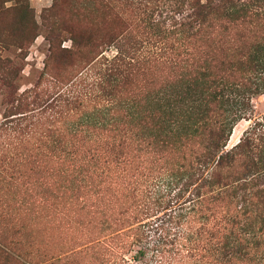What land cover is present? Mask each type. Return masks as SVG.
<instances>
[{
    "label": "rangeland",
    "instance_id": "obj_1",
    "mask_svg": "<svg viewBox=\"0 0 264 264\" xmlns=\"http://www.w3.org/2000/svg\"><path fill=\"white\" fill-rule=\"evenodd\" d=\"M177 2L0 0V264H118L119 246L127 264H156L155 251L143 248L147 243L131 241L141 218L129 197L118 195L134 174L138 195L162 190L160 180L180 159H158L153 130L128 139L129 130L120 149L139 154L135 165L144 160L140 177L135 165L123 172L120 149L104 158L98 140L111 129L112 100L123 105L140 97L142 107V98L177 89V70L163 69L173 62L166 59L170 50L131 43L141 28L163 22L167 29L185 15L186 8L173 11ZM124 49L122 59L135 54L133 70L139 67L144 76L122 74L111 91V61ZM156 52L163 59L147 72L137 60ZM246 96L225 150L264 117V93ZM68 151H74L71 162ZM139 248L145 256L138 260Z\"/></svg>",
    "mask_w": 264,
    "mask_h": 264
},
{
    "label": "trees",
    "instance_id": "obj_2",
    "mask_svg": "<svg viewBox=\"0 0 264 264\" xmlns=\"http://www.w3.org/2000/svg\"><path fill=\"white\" fill-rule=\"evenodd\" d=\"M174 8L179 15L187 12L170 28L163 29V22L141 28L131 43L170 50L173 56L166 59L173 62L163 69L177 70V89L161 98H142V107L140 97L123 105L112 100L111 129L98 140L108 159L127 141L129 130L128 139L153 130L158 159H180L178 169L160 180L162 190L146 188L138 195L135 174L120 190L118 196H128L131 203H126L141 218L131 241L147 243L143 248L155 251L156 264H264V117L225 150L236 118L248 105L246 95L264 93V0H178ZM125 52L111 61V91L122 83V74L144 76L139 67L133 70L135 54L122 59ZM154 56L137 61L148 72L163 59L157 52ZM74 151L67 152L70 162ZM117 152L124 154L119 164L128 173L139 154L132 155V148ZM143 163L133 167L140 177ZM115 253L118 264H127L120 246ZM136 254L138 260L145 256L142 248Z\"/></svg>",
    "mask_w": 264,
    "mask_h": 264
}]
</instances>
